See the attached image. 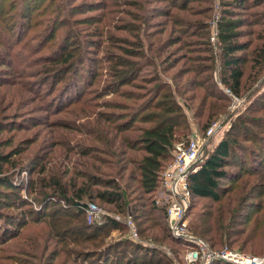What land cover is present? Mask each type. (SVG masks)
<instances>
[{
    "label": "rangeland",
    "instance_id": "374dc122",
    "mask_svg": "<svg viewBox=\"0 0 264 264\" xmlns=\"http://www.w3.org/2000/svg\"><path fill=\"white\" fill-rule=\"evenodd\" d=\"M242 2L0 0V264H88L106 254L117 264L125 254L189 264L191 238L174 243L163 214L153 215L161 226L145 230L152 197L139 189L140 137L163 118L178 122L180 137L218 123L208 152L224 137L239 144L219 187L224 200L240 198L231 221L243 235L216 247L197 238L245 260L195 264H264V61L254 53L264 44V0ZM225 9L244 24L243 49L228 57L212 40ZM234 60L245 72L240 95L224 82ZM115 183L125 212L95 196ZM83 187L90 195L79 200ZM90 203L100 208L93 223ZM106 218L127 230H113L99 247L90 227ZM129 219L142 224L139 233L134 222L137 239Z\"/></svg>",
    "mask_w": 264,
    "mask_h": 264
},
{
    "label": "trees",
    "instance_id": "16d2710c",
    "mask_svg": "<svg viewBox=\"0 0 264 264\" xmlns=\"http://www.w3.org/2000/svg\"><path fill=\"white\" fill-rule=\"evenodd\" d=\"M242 1L243 0H237V3L233 7L242 9L245 5ZM236 13L237 11L235 10L225 9L223 11V16L219 19L217 24V39L224 52V56L227 57L230 56V54L243 49V45L239 44L237 39L242 35L241 28L244 24L242 18L237 17ZM254 53L259 58L258 61H264V44L254 50ZM67 59L66 62L71 59V56H68ZM226 68L228 69L225 70V84L229 86L236 95H240L241 85L245 75L244 69L236 60L227 62ZM168 112H172V109H168ZM210 126L211 124L207 125L202 134H204ZM178 129V122L173 119L163 118L161 121L156 122L154 126L146 128L142 133L140 139L144 156L138 164L140 175L139 189L142 194L152 197L151 207L145 212L143 211V216L149 217L152 222L149 224L148 228H145V230L162 225L160 218H158L159 220L153 219V215H155L156 212H160L163 214L161 218L165 220L163 231L167 232L169 238H171L174 243L188 245L189 243L171 236L168 227V220L165 215L166 208L157 203V197L163 189V173L174 160L173 151L175 145L190 139V136H178ZM238 145L239 144L236 140L231 139L230 137H224L212 151L208 152L207 146L200 167L190 175L189 179L192 191V198L187 211L190 220L189 231L195 237L207 239L213 247H216L217 245L222 246L224 243H235V240L237 241L238 238L243 235L235 226L234 222L231 221V218L239 216L238 204L240 203V198L232 196L227 200H224L222 196L225 194V190L219 187L220 180L226 179L229 175L226 168L230 165V161L233 158V149L238 147ZM56 183L62 189L59 181ZM118 185L119 184L116 183L107 184L105 187H111L112 190L107 188L108 190L96 192L95 196L97 199L113 205L118 212H125V205L123 204L124 198ZM62 192L64 198L70 200L67 197V190L63 189ZM88 194V188L83 187L79 189L76 196L77 199L81 200ZM202 200L205 202L201 204ZM81 204V201H76L75 203L78 211V215H75V217L83 223L84 219L82 218V215L84 210H82L81 207L83 205L81 206ZM134 222H136L140 233L141 222ZM88 227L90 226L85 227L86 231H88ZM119 227H121V230H127L126 226L120 221L114 218H106L103 225L91 226L90 228L92 229L90 231L97 233L96 237L98 238L95 240V243L101 247L105 245L104 237L109 236L113 230H117ZM92 235L93 234H87L86 237ZM124 245L127 247L126 244ZM150 251L151 250H147L146 253L148 254ZM150 253L152 254V252ZM249 253L254 257L263 254V252L254 249H249ZM106 255H101L100 258L93 259L88 262V264H117V262H119L117 258L110 263V258ZM152 255L156 256L157 254L153 253ZM124 259L127 261L125 264H171L168 259L151 258L150 260H144L140 256H128L127 254L122 258V260ZM212 264L234 263L217 260Z\"/></svg>",
    "mask_w": 264,
    "mask_h": 264
},
{
    "label": "built area",
    "instance_id": "2783aa9c",
    "mask_svg": "<svg viewBox=\"0 0 264 264\" xmlns=\"http://www.w3.org/2000/svg\"><path fill=\"white\" fill-rule=\"evenodd\" d=\"M216 36L217 27L215 35L212 36V40H215ZM220 127L218 123H214L204 134L194 133L188 141L180 142L175 145L173 151L174 160L163 173V189L159 193V198H157L158 204L162 203L166 206L168 227L171 236L176 239L187 240V242L189 241L186 237H190L191 243L194 244L186 254V261L189 264H195L198 259L212 261L218 258L237 263L245 260L242 256L233 253L228 248H224L219 252H212L208 250L205 241L197 237L189 236L190 231L187 211L192 198L189 181L190 175L200 167L205 149L210 139ZM87 211L90 223H93L100 214V208L95 203H90ZM126 224L131 230L132 238L137 239L139 234L134 222L129 219ZM255 261L254 259L253 262ZM261 261L263 262L264 260Z\"/></svg>",
    "mask_w": 264,
    "mask_h": 264
}]
</instances>
